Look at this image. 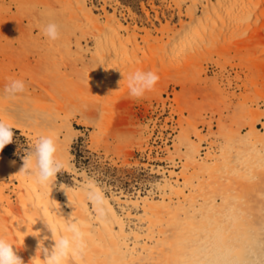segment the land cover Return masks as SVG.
Segmentation results:
<instances>
[{"label": "bare ground", "instance_id": "6f19581e", "mask_svg": "<svg viewBox=\"0 0 264 264\" xmlns=\"http://www.w3.org/2000/svg\"><path fill=\"white\" fill-rule=\"evenodd\" d=\"M99 1L103 14L96 13L92 0H0L2 27L13 32L0 47V121L34 140L52 137L64 169L83 178L75 188L57 177L53 188H42L19 172L21 166L0 154V183L19 189L14 203L0 186V236L13 244L24 264H44L37 249L45 236L44 246L49 251L54 247L52 233L41 218L56 229L55 238L66 234L67 219L83 226L86 248L66 264H264V112L260 109L247 106L246 123L236 129L231 126L223 141L211 142L218 152L202 155L200 143L210 138L198 128L183 134L174 143L181 170H170L164 182L155 184L157 195L151 190L137 199L113 196L112 200L130 206L123 216L103 188L72 162V145L81 132L73 120L99 127L108 114L124 105L127 95L118 92L128 76L145 67L151 70L153 61L163 73L166 61L165 70L188 74L195 89L203 61L219 65L216 56L221 58L233 46L242 51V45L259 38L256 32L264 27V0H163L178 10L181 21L180 27L162 23L157 29L160 38L147 28L125 23L109 4L111 0ZM13 6L20 9L16 15ZM49 22L59 28L55 42L43 35ZM140 31L145 32L140 39L144 46H140ZM164 37L169 44L165 50L161 45L156 56L151 46ZM140 53L147 54V62ZM15 79L23 80L26 90L12 96L4 89ZM174 82L183 84L179 79ZM168 83L158 84L157 95ZM245 126L249 130L243 133ZM101 136L93 134L96 146L105 140ZM171 161L177 166L173 157ZM157 172L166 175L168 171ZM89 185L103 195V217L85 195ZM128 218L142 226L128 227Z\"/></svg>", "mask_w": 264, "mask_h": 264}, {"label": "rangeland", "instance_id": "374dc122", "mask_svg": "<svg viewBox=\"0 0 264 264\" xmlns=\"http://www.w3.org/2000/svg\"><path fill=\"white\" fill-rule=\"evenodd\" d=\"M92 3L96 13L103 14V4L99 0H92ZM109 4L113 9H117L118 15L120 14L119 16L125 23L127 21L132 25L136 24L147 28L156 38L162 36L157 31L162 27V23L170 22L171 25L180 27L181 18L178 15V10L173 11L168 1L111 0ZM186 7L184 6V11L187 9ZM112 8L107 6L110 12L113 11ZM19 11V8L13 6V15L18 14ZM182 20L188 21L185 17ZM0 22V30L3 32V36L0 37V47H3L7 43L9 33L12 35L13 32L8 26L2 27V18ZM256 33V36H259L257 42L251 40L249 42L245 37L244 40L249 43L243 46L245 41L242 39L241 45L244 48L242 51L236 50L238 48L233 46L231 51L222 55L221 58L216 56L215 60H219V65L212 61H203L204 71L199 77L201 82H197L193 90L188 80V74L186 75L183 71L172 70L171 73V70H165L168 67L165 60L164 65H166L163 73L159 66H154L156 62L153 61L151 70L145 67L140 71H154L160 79L155 88L147 92L144 97L140 99L130 97L126 84L118 92L120 95H127L124 105L116 113L113 111L107 116L105 115L106 117L99 127L82 126L73 120L74 126L81 132L72 145L74 154L72 162L79 172H86L103 188L106 198L113 202L120 216H123L124 210H129L130 206L112 200L113 196H122L123 200L137 199L147 195L151 190L154 194L157 192V195L156 185L164 182L169 171L179 172L181 170L182 159L177 155L175 144L180 142L183 134L186 135L198 128L197 130L203 136H208L210 139L200 143L199 138L191 135V139L196 144L200 143L201 153L205 156L206 153L214 152V150L218 152V148L211 145L212 141H223L222 136L231 126L234 125L233 127L236 129L246 123L245 110L249 106L264 112V35L262 34L264 27L260 28L259 34ZM139 35L140 46H144L140 39L145 35V32L140 31ZM168 40V37H164L163 42L154 41L151 52L155 55L159 54L158 51L163 45L165 50L169 44ZM91 47L94 48L93 43H91ZM245 47H249V49ZM151 52L149 51L150 54ZM140 57L146 62L148 61L146 60L147 54L140 53ZM173 78L179 79L183 84L177 85ZM166 80H169L166 89L161 96L157 95L158 84L160 85V82ZM255 100L259 101L256 103ZM93 110L91 109L90 112ZM95 113L96 111L93 114L97 115ZM111 115H115L116 118ZM261 125L257 126L261 128ZM210 127L212 128L210 129ZM12 130L14 133L13 143L6 145L0 154L12 160L16 166L23 167L22 157L33 150L37 140L29 137L24 131ZM248 130L249 128L245 126L242 132L246 133ZM97 132L101 133V137L105 139L100 146H96L92 142L93 134L95 136ZM172 157L177 166L173 165ZM160 168L168 171L166 175L157 172ZM57 179L67 186L75 188L77 185L79 186L78 181L83 178L63 168L61 173L57 174ZM0 186L11 196L13 202L17 203L18 187L1 183ZM90 207L92 208L91 204ZM133 211L135 214L138 213ZM126 222L128 227L133 229L142 226L134 218L126 219Z\"/></svg>", "mask_w": 264, "mask_h": 264}, {"label": "clouds", "instance_id": "9594fccd", "mask_svg": "<svg viewBox=\"0 0 264 264\" xmlns=\"http://www.w3.org/2000/svg\"><path fill=\"white\" fill-rule=\"evenodd\" d=\"M43 35L51 42L60 38L58 25L49 22L43 28ZM160 77L152 71H136L127 78V88L129 96L134 99L144 97L147 92L152 91ZM26 84L23 80H11L5 85V93L16 95L25 92ZM14 133L12 128L3 121H0V151H3L6 145L13 143ZM23 167L19 172L29 176L42 188H48L55 185L58 173L64 168V162L57 157V146L54 139L50 136H40L33 150L22 157ZM60 188L65 191L63 186ZM66 192V191H65ZM85 195L95 205H98V215H105L103 195L89 185L85 189ZM52 233V239L55 241L51 251L44 246L45 236L38 243L37 251H41L44 264H66L69 258L78 259L86 248L85 232L83 226L75 220L67 219L64 232L59 238H55L56 229L46 219L41 218ZM0 264H24V261L17 255L13 249V244L6 238L0 236Z\"/></svg>", "mask_w": 264, "mask_h": 264}, {"label": "trees", "instance_id": "16d2710c", "mask_svg": "<svg viewBox=\"0 0 264 264\" xmlns=\"http://www.w3.org/2000/svg\"><path fill=\"white\" fill-rule=\"evenodd\" d=\"M8 156V155H7ZM17 161V160H16ZM17 162H19V161H17Z\"/></svg>", "mask_w": 264, "mask_h": 264}]
</instances>
